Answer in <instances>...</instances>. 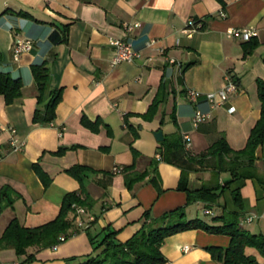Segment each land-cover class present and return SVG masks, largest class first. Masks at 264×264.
Returning <instances> with one entry per match:
<instances>
[{"label":"crops","instance_id":"0c3cea01","mask_svg":"<svg viewBox=\"0 0 264 264\" xmlns=\"http://www.w3.org/2000/svg\"><path fill=\"white\" fill-rule=\"evenodd\" d=\"M190 18L201 20L203 26L188 37L182 30ZM135 20L140 24L130 32L120 27L122 21ZM231 26L256 29L258 44L250 54L242 55L245 40L240 36H226ZM26 37L32 40L31 50L14 58L13 42ZM122 38L138 55L112 65L114 47L109 39ZM263 57L264 0H0V70L22 81L20 96L10 104L0 95V190L4 188L12 199L9 206L0 200V234L14 217L26 227L54 219L64 195L79 190L78 180L65 172L73 163L91 169L82 179L93 201L86 210L95 216L89 233L98 238L109 227L119 242H125L141 228L144 213L155 218L178 207L184 208L187 218L200 216L211 222L212 214L220 210L218 205L205 208L210 204L199 198L187 202L186 189L213 187L228 173L191 171L186 189H181L180 169L158 160L160 141L152 134L161 130L163 139L187 135V151L194 155L219 136L231 149H242L260 116L255 88L256 79L264 81ZM41 63L49 71L48 89H62L50 123L32 121L38 103L30 69ZM225 75L235 79L237 91L227 102L211 106L205 94L219 90ZM193 89L200 95L192 102L187 91ZM157 99L153 115L144 119L141 115ZM229 106L234 107L232 112ZM195 109L210 112L197 127L191 120ZM84 115L100 119L99 131L80 124ZM7 126L23 141L20 151L12 150ZM131 148L138 151L136 158ZM255 154V171L264 180V143ZM34 164L48 174L46 186ZM128 164L148 171L131 188L121 177V168ZM114 165L119 170L104 189L97 179L103 172H112ZM236 186L242 206L233 203L229 189L215 201L240 210L241 227L264 234V183L251 178ZM229 239L227 234L200 228L171 233L161 242L162 264H221L209 248H227ZM252 250L248 254L264 264V256ZM90 253L89 237L79 230L54 247L36 250L27 264H69L68 259ZM21 259L9 247L0 249V264H19Z\"/></svg>","mask_w":264,"mask_h":264},{"label":"trees","instance_id":"16d2710c","mask_svg":"<svg viewBox=\"0 0 264 264\" xmlns=\"http://www.w3.org/2000/svg\"><path fill=\"white\" fill-rule=\"evenodd\" d=\"M25 15L27 12H18ZM201 21V20H197ZM258 44L255 37L245 39L242 43V55L250 54L254 47ZM264 62V57L263 60ZM47 67L41 64H33L30 72L33 77L34 85L37 90L38 106L33 110L32 121L34 123H50L55 117V107L60 101L61 88L48 89L49 71ZM22 81L17 76H11L7 72L0 70V95L6 104H10L15 97H19L22 88ZM257 97L260 103V116L250 129L246 143L242 149L233 150L227 146V142L223 136L214 139L208 147L196 155L191 154L183 147V139L179 135H173L172 138H164L157 146L158 160L178 167L181 171L180 188L186 189L187 173L191 171L211 170L212 172H227L228 177L213 187L201 186L196 191H187V202H191L199 198L210 205H218L219 212L212 214L211 222L205 221L198 217L187 218L183 207L170 209L155 218L147 217L144 213V221L142 226L136 233L125 242H119L115 238L114 230L109 227L103 228L102 236L91 235L89 228L95 222L93 221L85 229L86 234L91 242L93 253L81 258L68 259L69 264H159L164 263L165 258L161 253V242L164 238L185 229H201L209 233L223 234L229 236V246L227 248L210 247L211 256L221 264H263L256 257L246 252V248L256 249L257 254L264 256V234L251 233L239 224L240 214L238 209H228L226 204H219L215 200L224 193L225 189L230 190L231 200L239 208L242 206L240 200V191L237 182L245 179H255L260 184L264 180L257 175L255 161L256 148L264 143V81L256 79ZM44 99V101H43ZM43 101L42 104H40ZM40 104V105H39ZM158 99L153 101L148 110L141 116L149 119L155 111ZM100 119L90 120L87 116L81 117V122L87 129L97 132L99 131ZM106 132L110 135L108 125H104ZM133 136L136 137V130L131 129ZM75 147H59L55 153H62L64 150ZM133 156L139 155L136 149L131 148ZM35 172L42 181L43 185L49 184L48 174L45 173L37 164L32 165ZM87 171H91L88 166L74 164L65 169L70 176H74L78 180L80 187L78 191L67 192L62 201L57 216L48 220L46 223L26 227L19 223L17 218L7 221V225L0 234V249L11 248L18 257H22L19 264H27L34 259V253L41 248H51L67 239L76 231L82 230L77 225H73L75 217H77L76 209L72 205L82 206L88 210L92 204V199L85 192L82 177ZM121 177L126 188L145 178L148 171L135 169L134 164H128L121 168ZM113 172H103L102 176L97 179V183L105 189L111 181ZM235 184V185H233ZM217 190V191H216ZM7 191L3 188L0 190V200L3 205L11 204L12 199L6 196Z\"/></svg>","mask_w":264,"mask_h":264},{"label":"built area","instance_id":"2783aa9c","mask_svg":"<svg viewBox=\"0 0 264 264\" xmlns=\"http://www.w3.org/2000/svg\"><path fill=\"white\" fill-rule=\"evenodd\" d=\"M220 15L222 17L225 16V13L221 11ZM140 23L135 20L134 22H128V21H122L120 27H123V29L126 32H130L135 27H137ZM185 27L182 30L184 34H186L188 37L191 35L192 32H195L198 29H201L203 24L201 21L194 20L190 18L187 23H185ZM226 36L232 37L234 36H240L243 40L249 39L251 37H256L257 31L253 27H245V28H234V26H231L226 30ZM111 45L114 47V52L112 53L111 56V64L116 65L119 63H122L123 61H132L137 57V50H135L131 43L127 40L122 39H109ZM32 40L29 39L28 37L23 38V39H17L15 42H13V57L16 58L21 52L31 50ZM230 75H225V82L224 85L220 87L219 90H216L214 92H207L205 94L206 101L209 102V105L211 106H216V105H221L225 102L228 101L229 96L234 94L237 90V84L235 79L232 77H229ZM188 93V99L190 101H196L197 98L199 97L200 93L196 92L195 89L187 91ZM234 109L233 106H229L227 108L228 111L232 112ZM210 117V112H203L199 109L194 110V114L191 118L192 120V125L193 126H198L201 122L207 120V118ZM6 129L10 132L11 136L10 139L8 140L10 142V145L12 147L13 151L21 150L23 148V141H20L18 136L15 134V129L13 127L7 126ZM183 147L188 150L190 147V139L187 135L183 136ZM119 168L114 165L112 168V172L118 171ZM76 209V214H77V226L80 229H85L89 226L90 222L93 221V215L90 214L89 211L86 210V208L82 206H76V204L72 205ZM188 249V246L186 245L184 247V250L186 251Z\"/></svg>","mask_w":264,"mask_h":264},{"label":"water","instance_id":"95a60500","mask_svg":"<svg viewBox=\"0 0 264 264\" xmlns=\"http://www.w3.org/2000/svg\"><path fill=\"white\" fill-rule=\"evenodd\" d=\"M162 131L161 130H157L154 131L152 135L155 136L157 141H162L163 140V135H161Z\"/></svg>","mask_w":264,"mask_h":264},{"label":"rangeland","instance_id":"374dc122","mask_svg":"<svg viewBox=\"0 0 264 264\" xmlns=\"http://www.w3.org/2000/svg\"><path fill=\"white\" fill-rule=\"evenodd\" d=\"M200 212H201V211H200ZM201 214H202V213H201ZM201 214H200V215H201ZM205 218H208V219H209V216H206ZM254 252H255V251L252 250V249H248V250H247V253H254Z\"/></svg>","mask_w":264,"mask_h":264}]
</instances>
